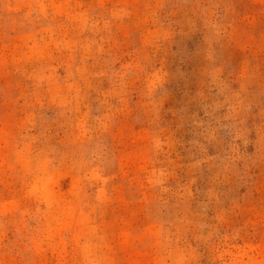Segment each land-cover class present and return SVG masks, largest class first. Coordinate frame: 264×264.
I'll list each match as a JSON object with an SVG mask.
<instances>
[{
  "label": "rangeland",
  "instance_id": "rangeland-1",
  "mask_svg": "<svg viewBox=\"0 0 264 264\" xmlns=\"http://www.w3.org/2000/svg\"><path fill=\"white\" fill-rule=\"evenodd\" d=\"M0 264H264V0H0Z\"/></svg>",
  "mask_w": 264,
  "mask_h": 264
}]
</instances>
